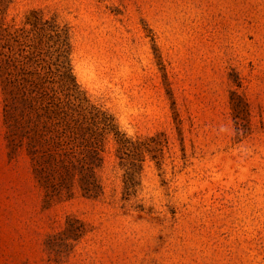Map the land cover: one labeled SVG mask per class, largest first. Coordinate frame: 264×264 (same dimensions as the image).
I'll return each instance as SVG.
<instances>
[{
    "label": "rangeland",
    "instance_id": "1",
    "mask_svg": "<svg viewBox=\"0 0 264 264\" xmlns=\"http://www.w3.org/2000/svg\"><path fill=\"white\" fill-rule=\"evenodd\" d=\"M0 12L67 29L81 89L140 143L123 155L128 191L107 136L103 194L50 197L8 145L0 89V264H264V0H0Z\"/></svg>",
    "mask_w": 264,
    "mask_h": 264
},
{
    "label": "trees",
    "instance_id": "2",
    "mask_svg": "<svg viewBox=\"0 0 264 264\" xmlns=\"http://www.w3.org/2000/svg\"><path fill=\"white\" fill-rule=\"evenodd\" d=\"M0 89L8 145L12 152H26L50 197L70 199L75 188L89 199L103 194L99 170L107 136H112L119 164L125 167L128 191L135 163L126 167L123 155L126 150L136 154L140 143L127 137L114 116L81 89L67 29L55 19L37 22L28 17L17 26L5 24L0 16Z\"/></svg>",
    "mask_w": 264,
    "mask_h": 264
}]
</instances>
